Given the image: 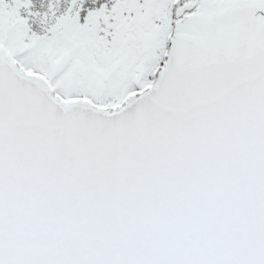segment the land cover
I'll return each mask as SVG.
<instances>
[{
    "label": "snow or ice",
    "instance_id": "obj_1",
    "mask_svg": "<svg viewBox=\"0 0 264 264\" xmlns=\"http://www.w3.org/2000/svg\"><path fill=\"white\" fill-rule=\"evenodd\" d=\"M0 264H264V0H0Z\"/></svg>",
    "mask_w": 264,
    "mask_h": 264
}]
</instances>
